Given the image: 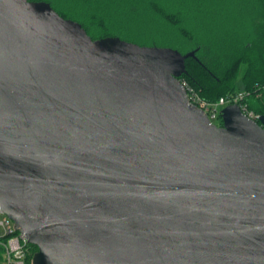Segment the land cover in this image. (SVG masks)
Instances as JSON below:
<instances>
[{
  "label": "water",
  "instance_id": "water-1",
  "mask_svg": "<svg viewBox=\"0 0 264 264\" xmlns=\"http://www.w3.org/2000/svg\"><path fill=\"white\" fill-rule=\"evenodd\" d=\"M190 57L0 0V210L32 264H264V115L212 124Z\"/></svg>",
  "mask_w": 264,
  "mask_h": 264
},
{
  "label": "trees",
  "instance_id": "trees-1",
  "mask_svg": "<svg viewBox=\"0 0 264 264\" xmlns=\"http://www.w3.org/2000/svg\"><path fill=\"white\" fill-rule=\"evenodd\" d=\"M30 1L50 3L62 17L80 23L93 39L118 37L154 47L163 37L173 36L182 45L178 41L182 37L193 43L184 53L194 51L196 58L186 60L187 74L181 80L208 101L243 90L250 109L264 115V0H226L222 8L217 0ZM178 6L186 9L182 17L181 12L171 13ZM228 6L236 11L230 12ZM190 23L195 27L187 28ZM30 249L28 264L38 251L33 245Z\"/></svg>",
  "mask_w": 264,
  "mask_h": 264
},
{
  "label": "built area",
  "instance_id": "built-area-1",
  "mask_svg": "<svg viewBox=\"0 0 264 264\" xmlns=\"http://www.w3.org/2000/svg\"><path fill=\"white\" fill-rule=\"evenodd\" d=\"M180 81L188 93L190 103L204 111L212 124L221 126L217 122L222 121V110L232 105L238 106L244 115L254 121L261 117L250 109L246 102L247 93L243 90L221 97L218 101H208L187 81L181 79ZM30 245L25 236L15 228L13 221L0 210V264H28L27 259L31 255ZM32 262L33 259L30 264Z\"/></svg>",
  "mask_w": 264,
  "mask_h": 264
},
{
  "label": "rangeland",
  "instance_id": "rangeland-1",
  "mask_svg": "<svg viewBox=\"0 0 264 264\" xmlns=\"http://www.w3.org/2000/svg\"><path fill=\"white\" fill-rule=\"evenodd\" d=\"M203 1H205V0H203ZM207 1H209V0H206V2ZM224 1H226V0H217L218 8H220V6L222 8V3L221 2H224ZM237 1H238V3H241V2L246 3V2H249L250 0H237ZM235 4L237 5V2H235ZM228 7H229L228 9H229L230 12L236 11L235 8H231L230 6H228ZM218 8H217V5H216V7H215L216 12L218 11ZM185 11H186V9L184 7L178 6V7L174 8V9H172L171 10V13H179V12H181L179 14V16L182 17V16H184L183 14L185 13ZM220 11H221V9H219V12ZM230 12H229V14H230ZM234 14H235V12H234ZM219 24H222V23L221 22L220 23L218 22V25ZM183 26L184 27H187L186 25H183ZM193 27H195V23L194 24L190 23V25H188L187 28H193ZM202 37L204 39V38L207 37V35H205V36L202 35ZM181 38L178 41L181 42V43H183L182 45L178 44L177 41L175 40V36H173V38H170V39H166L165 37H163L161 40L157 41L158 46H154V47L172 48V49H175V50H179L181 53L185 54L184 52L189 51L193 47V43L188 42L187 40H185L183 38L181 39ZM217 123L219 125H222V121H218Z\"/></svg>",
  "mask_w": 264,
  "mask_h": 264
},
{
  "label": "bare ground",
  "instance_id": "bare-ground-1",
  "mask_svg": "<svg viewBox=\"0 0 264 264\" xmlns=\"http://www.w3.org/2000/svg\"><path fill=\"white\" fill-rule=\"evenodd\" d=\"M230 94V93H229Z\"/></svg>",
  "mask_w": 264,
  "mask_h": 264
}]
</instances>
